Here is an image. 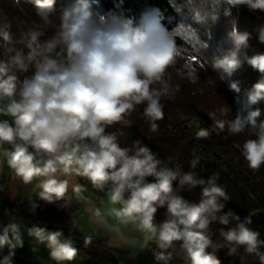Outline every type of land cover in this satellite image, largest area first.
<instances>
[{
    "label": "clouds",
    "instance_id": "clouds-1",
    "mask_svg": "<svg viewBox=\"0 0 264 264\" xmlns=\"http://www.w3.org/2000/svg\"><path fill=\"white\" fill-rule=\"evenodd\" d=\"M32 3L38 22L20 28L18 35L12 31V21L0 13V117H4L0 155L15 178L38 190L40 201L62 208L71 191L117 247L129 243L120 225H134L155 243V264H170L174 252L182 264H221L209 248L227 249L229 256L243 248L264 264V239L250 226V217L225 211L230 197L218 173L200 176L195 159L185 171L172 157L160 158L140 140L122 146L117 133L108 131L117 124L130 127L129 117L142 105L143 118L156 132L157 122L164 118L162 99H174L178 91L169 69L193 79L192 61L200 57L199 67L211 70L236 93L234 116L223 118L228 108L220 111L219 118L212 114L216 126L230 135H248L242 155L248 167L258 171L264 166V120L255 106L264 101V53L244 56L260 74L250 89L241 94L239 83L231 80L242 67L241 55L249 47L251 33L239 31L233 21L224 40L229 47L208 58L206 42L190 53L178 46L174 29L162 23L159 9L145 8L139 17H132L122 9L101 12L92 0H74L61 7L56 0ZM239 5L264 12V0H200L193 19L210 27L218 22L221 10L228 17ZM48 30L53 34L44 39ZM255 31L264 43V24ZM197 136L207 138L208 131L201 129ZM77 178L103 192L113 206L101 211L91 204ZM197 188V201L182 195ZM29 205L32 211L39 207L31 197ZM161 209L163 219L157 221ZM110 218L117 224H109ZM213 223L222 225V243L215 245L209 235ZM27 235L48 249L56 264L72 262L78 254L61 229L33 224ZM84 242L92 243V237ZM22 247L18 223L10 220L0 226V264H15L16 249Z\"/></svg>",
    "mask_w": 264,
    "mask_h": 264
},
{
    "label": "trees",
    "instance_id": "trees-1",
    "mask_svg": "<svg viewBox=\"0 0 264 264\" xmlns=\"http://www.w3.org/2000/svg\"><path fill=\"white\" fill-rule=\"evenodd\" d=\"M73 2L74 0H56V5L61 7ZM92 3L101 12L122 9L125 15L132 17H139L145 8L159 9L163 17L162 23L168 29H174L178 46L190 53L202 48V41L206 42L208 58L222 54L221 50L229 47L224 40L227 32L231 30L232 22L235 21L238 30L251 33V38L249 47L241 55L242 67L233 74L231 80L239 83L243 94L260 78V74L247 64L244 56L264 53V43L259 42L255 31L259 25L264 24V12H253L247 6L239 5L231 9V16L228 17L224 16L221 10L218 22L206 27L193 19V10L200 0H123L122 4L120 0H92ZM117 5H120V9H117ZM0 13L12 21V31L17 35L20 28L31 26L34 21L38 22L32 0H0ZM184 22L191 24L199 34ZM52 34L53 30H48L44 39ZM2 53L3 50L0 49V54ZM182 63L181 60L180 64ZM192 64L193 79L187 76L181 78L176 69H169L171 83L178 87V91L175 92L174 99H162L164 118L157 122L159 127L156 132L150 131L149 124L143 118L142 105L129 117L132 122L130 127L117 124L108 131L117 133L122 146H130L134 140H140L160 158L172 157L174 162L183 165L185 171L189 170V165L195 159L198 161L195 170L200 176L207 178L212 173H218L219 183L230 197L226 202L225 211L232 209L241 218L250 217V226L259 231L260 238L264 239V166L253 172L242 155V145L245 139L249 138L248 135H230L226 129L221 131L212 115L215 114L219 118L220 111L228 108L230 110L223 118H232L235 114L236 93L211 70L206 71L199 67V64H203L200 57L192 61ZM255 107L260 108V119L264 120V101ZM201 129L208 131L207 138L197 136ZM199 193L197 188L193 192H183L182 195L186 199L197 201ZM33 200L39 203L35 211L30 210L27 201H9L1 196L0 226L7 225L10 220L28 227L44 224L50 230H63L64 235L71 239L82 238L74 224L76 210L73 206L65 203L62 208L58 204H46L40 201L37 195ZM161 219L162 209L157 213V221ZM221 227L218 223L210 225L209 235L214 245L222 243L219 237ZM4 251L6 254L7 249ZM208 251H214L221 264H259L258 260L246 254L243 248L234 256H229L224 248H209ZM17 254L23 255L24 248L16 249L15 264H36Z\"/></svg>",
    "mask_w": 264,
    "mask_h": 264
},
{
    "label": "crops",
    "instance_id": "crops-1",
    "mask_svg": "<svg viewBox=\"0 0 264 264\" xmlns=\"http://www.w3.org/2000/svg\"><path fill=\"white\" fill-rule=\"evenodd\" d=\"M77 181L84 186V195L89 198L91 204L100 208L101 211H105L113 206L109 203L103 192L93 189L91 184L85 179L77 178ZM37 191L32 185H24L15 178L14 173L7 167L4 157L0 155V197L3 196L9 201L19 200L29 202L30 197L31 199L35 198ZM66 203L73 206L76 210L74 224L82 237L80 240L72 239L74 246L78 248V254L72 262H67V264H151L146 248L148 238L145 234L136 238V228L134 225H120L127 235L129 243L123 247H117L112 243L110 233L94 223L84 211L86 204L84 202H77L72 196L71 191L68 193ZM16 223L21 226V231L23 232L24 248V254L17 255L36 264H56L50 258L48 249L43 245L36 244L28 237L27 229L29 227L19 222ZM108 223L115 225L117 221L110 218ZM88 236L92 237V243L86 245L84 241L85 237ZM100 259L102 262H99ZM173 263L182 264V261L175 255Z\"/></svg>",
    "mask_w": 264,
    "mask_h": 264
},
{
    "label": "built area",
    "instance_id": "built-area-1",
    "mask_svg": "<svg viewBox=\"0 0 264 264\" xmlns=\"http://www.w3.org/2000/svg\"><path fill=\"white\" fill-rule=\"evenodd\" d=\"M143 233H140L136 230V238H139ZM146 248H147V251H148V255H149V258H150V261H151V264H155V260L153 258V255H152V252L153 251H156L158 249H156V246H155V243L150 241V240H147L146 241ZM174 256L175 254L173 253V259H174ZM173 259L170 261V264H174L173 263Z\"/></svg>",
    "mask_w": 264,
    "mask_h": 264
},
{
    "label": "bare ground",
    "instance_id": "bare-ground-1",
    "mask_svg": "<svg viewBox=\"0 0 264 264\" xmlns=\"http://www.w3.org/2000/svg\"><path fill=\"white\" fill-rule=\"evenodd\" d=\"M174 254H175V252H174Z\"/></svg>",
    "mask_w": 264,
    "mask_h": 264
},
{
    "label": "rangeland",
    "instance_id": "rangeland-1",
    "mask_svg": "<svg viewBox=\"0 0 264 264\" xmlns=\"http://www.w3.org/2000/svg\"><path fill=\"white\" fill-rule=\"evenodd\" d=\"M191 124V123H190Z\"/></svg>",
    "mask_w": 264,
    "mask_h": 264
}]
</instances>
